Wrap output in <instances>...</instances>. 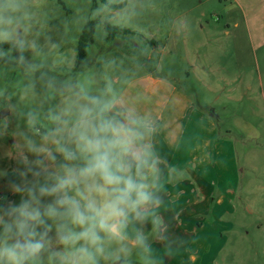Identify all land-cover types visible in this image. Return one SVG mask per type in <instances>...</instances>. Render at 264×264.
I'll return each mask as SVG.
<instances>
[{"label": "clouds", "instance_id": "obj_1", "mask_svg": "<svg viewBox=\"0 0 264 264\" xmlns=\"http://www.w3.org/2000/svg\"><path fill=\"white\" fill-rule=\"evenodd\" d=\"M37 39L28 0H0V61L23 73L0 89V137L11 117L24 122L12 133L22 182L9 185L22 198L0 205V264H159L152 240L166 239L160 209L181 171L157 146L161 124L108 75L114 60L103 74L86 62L56 74Z\"/></svg>", "mask_w": 264, "mask_h": 264}, {"label": "rangeland", "instance_id": "obj_2", "mask_svg": "<svg viewBox=\"0 0 264 264\" xmlns=\"http://www.w3.org/2000/svg\"><path fill=\"white\" fill-rule=\"evenodd\" d=\"M107 1L127 5L113 11L102 8L100 0H28L47 69L56 74L80 69L81 64L76 68L79 41L93 20L95 40L83 61L93 71L103 74L104 64L114 60L108 75L123 87L152 71L188 92L196 106L215 117L217 139H230L238 159V177L228 184L235 189L231 212L223 215L219 233L210 238L214 251L207 262L264 264V5L256 1L251 12V0ZM106 23L134 34L111 38ZM22 76L15 65L0 61V89L12 93ZM17 99L13 96L12 102ZM18 125L24 129L22 120L11 117L8 134L0 137V205L4 206L22 198L9 187L22 182L18 171L24 165L16 157L12 135ZM166 247L156 245L164 256H174Z\"/></svg>", "mask_w": 264, "mask_h": 264}, {"label": "crops", "instance_id": "obj_3", "mask_svg": "<svg viewBox=\"0 0 264 264\" xmlns=\"http://www.w3.org/2000/svg\"><path fill=\"white\" fill-rule=\"evenodd\" d=\"M256 1L251 0V12ZM123 90L142 115L147 113L161 124L160 153L181 170L179 178L166 186L160 209L166 239L152 241L156 255L161 254L159 264H208L214 251L210 238L219 233L217 225L223 215L231 212L235 189L228 184L238 177L234 145L230 139H217L215 117L196 106L173 80L148 71L130 80ZM158 243H164L174 256L159 252Z\"/></svg>", "mask_w": 264, "mask_h": 264}, {"label": "trees", "instance_id": "obj_4", "mask_svg": "<svg viewBox=\"0 0 264 264\" xmlns=\"http://www.w3.org/2000/svg\"><path fill=\"white\" fill-rule=\"evenodd\" d=\"M104 5H107L110 10L113 11H118L126 7L127 3L126 2H121L119 4H113L108 2L107 0H100ZM60 4L63 5L64 3L60 1ZM96 27H97V22L96 21H89L87 25L85 26L80 41H79V52H78V58H77V65L76 68H78L83 62L86 57L88 56V49L91 44L94 43L95 40V33H96ZM105 30L109 34L111 38H115L118 35H130L134 34L132 31L128 29H122L120 27H115L110 25L109 23L105 24ZM151 44H155V42H150ZM5 49L8 47V45L3 46ZM3 62V61H2ZM5 63V62H4ZM8 64V63H7Z\"/></svg>", "mask_w": 264, "mask_h": 264}, {"label": "water", "instance_id": "obj_5", "mask_svg": "<svg viewBox=\"0 0 264 264\" xmlns=\"http://www.w3.org/2000/svg\"><path fill=\"white\" fill-rule=\"evenodd\" d=\"M2 115H4V113H1V115H0V116H2Z\"/></svg>", "mask_w": 264, "mask_h": 264}]
</instances>
